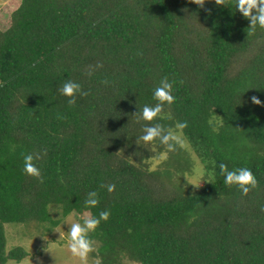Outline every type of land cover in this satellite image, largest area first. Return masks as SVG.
<instances>
[{"label": "trees", "instance_id": "obj_1", "mask_svg": "<svg viewBox=\"0 0 264 264\" xmlns=\"http://www.w3.org/2000/svg\"><path fill=\"white\" fill-rule=\"evenodd\" d=\"M12 7L0 26V264L28 256L7 251L4 224L56 225L52 204L63 215L111 212L91 234L100 264H264V107L251 102L264 101V29L248 35L250 20L214 0L203 9L190 0ZM164 77L176 101L164 108L172 119L158 122L187 121L188 146L158 163L163 145L136 143L149 123L137 112L157 103ZM66 80L88 92L75 106L59 91ZM191 151L213 181L195 192L181 181ZM29 153L41 154L43 183L23 171ZM170 157L176 164L162 171ZM220 163L249 168L260 188L243 196ZM93 190L100 203L88 208Z\"/></svg>", "mask_w": 264, "mask_h": 264}, {"label": "clouds", "instance_id": "obj_2", "mask_svg": "<svg viewBox=\"0 0 264 264\" xmlns=\"http://www.w3.org/2000/svg\"><path fill=\"white\" fill-rule=\"evenodd\" d=\"M191 3L198 5L200 8H205L206 0H190ZM217 6H235L244 18L250 20V26L248 29V35L254 34L257 27L264 29V0H214ZM210 13V9H208ZM97 67H102V64H98ZM91 76L93 73L89 71L87 73ZM104 85H108L109 81L107 79L103 80ZM173 83L169 82L167 77H164L160 81V85L157 86L153 91V98L157 103L154 106L144 105L140 108L137 114L140 118L149 122L143 127V135L137 137L136 143L142 144L145 147L148 145H155L157 142L165 147V151L159 154L158 159L160 161H166L168 159V153L175 152L177 149H187V141L184 137L183 130L188 127V122H176L173 127H165L158 121L170 120L172 119L171 113H166L164 111L165 105L171 106L175 103L176 98L173 95ZM59 91L62 95L68 97L67 103L69 106H75L77 103L78 96H87L88 92L82 89V86L72 80H66L60 87ZM251 102L255 105L264 107V101H261L259 97L253 95L251 97ZM62 119L63 117L58 116ZM212 124V121H209ZM213 131H216L215 126H213ZM46 151V150H45ZM23 155V171L40 183L44 182V177L41 173V169L37 166L35 161L40 160L41 154H22ZM150 162L149 160L145 161ZM215 167V161H213ZM153 168H149V171H154ZM220 175L224 177V183L229 186H235L243 196H248L253 190H258L260 188L259 181L255 174L247 167H240L230 170L228 165L225 163L219 164ZM188 184L193 186V191L195 192L202 187V181L196 182L189 179L187 176ZM214 178V174H213ZM213 182L212 180H208ZM100 188H106L109 193L115 191L114 184H100ZM85 206L88 208H95L99 206V192L97 190L89 191L87 197L84 201ZM210 206V205H209ZM111 216L109 210L100 211L98 216H93L88 212L82 214L78 221L66 222L70 224V230L68 231V241L67 247L71 252L73 257L78 258L81 264H89V259L93 253L98 251L96 241L91 238V234L94 233L101 225L102 221H108ZM189 223L192 222L190 219ZM60 233L59 240L65 238V233L60 230H55ZM47 239V238H45ZM43 251L49 252L51 250V242L46 244Z\"/></svg>", "mask_w": 264, "mask_h": 264}, {"label": "rangeland", "instance_id": "obj_3", "mask_svg": "<svg viewBox=\"0 0 264 264\" xmlns=\"http://www.w3.org/2000/svg\"><path fill=\"white\" fill-rule=\"evenodd\" d=\"M16 3V0H0V26L3 28L9 26L10 9ZM190 151V150H189ZM191 161L186 158L182 161L186 162V171L181 181L184 184H188L186 176L196 182H201L202 185L208 183V180L212 178V172L209 171L206 165L202 164L200 159L195 153L191 151ZM168 163L162 164V171L165 167H171L176 164L175 158H169ZM160 163V160H158ZM157 168H161V164L156 165ZM188 169V170H187ZM180 176L182 174H179ZM176 175H174L175 177ZM179 176V177H180ZM178 179V177H175ZM191 185V184H190ZM193 188V186H191ZM51 218L57 221L56 225L51 222L43 223H23V222H7L4 224L6 235V249L11 251L16 247H22L28 253V256L21 261L10 260L9 264H81V261L73 257L67 247L68 231L70 230V224L66 222L78 221L82 214L72 212L67 215H63V210L58 204L50 205ZM60 230L65 233V238L59 240L60 233L55 231ZM47 238V239H45ZM51 242V251L45 252L42 248ZM97 245V242H96ZM89 264H100L97 257L91 255Z\"/></svg>", "mask_w": 264, "mask_h": 264}]
</instances>
